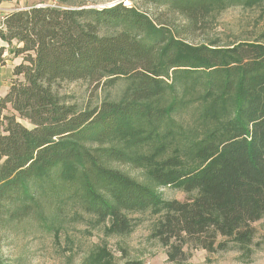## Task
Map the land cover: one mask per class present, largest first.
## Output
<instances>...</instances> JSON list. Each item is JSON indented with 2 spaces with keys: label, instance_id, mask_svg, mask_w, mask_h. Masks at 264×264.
Instances as JSON below:
<instances>
[{
  "label": "trees",
  "instance_id": "trees-1",
  "mask_svg": "<svg viewBox=\"0 0 264 264\" xmlns=\"http://www.w3.org/2000/svg\"><path fill=\"white\" fill-rule=\"evenodd\" d=\"M127 2L3 14L0 40L20 61L0 96V229L26 220L50 229L70 209L126 234L128 213L150 210L169 263L222 250L223 238L247 247L264 218V31L211 27L231 7L262 20L264 0ZM75 81L124 85L86 107L59 93ZM170 185L195 195L163 200L156 187Z\"/></svg>",
  "mask_w": 264,
  "mask_h": 264
},
{
  "label": "rangeland",
  "instance_id": "rangeland-1",
  "mask_svg": "<svg viewBox=\"0 0 264 264\" xmlns=\"http://www.w3.org/2000/svg\"><path fill=\"white\" fill-rule=\"evenodd\" d=\"M55 1L11 0L0 5V16L7 9ZM82 1L91 6L102 7L119 1L125 3L127 0ZM211 28L216 33L236 36L254 33L256 28L255 35H258L264 31V18L259 19L258 9L231 7L216 17ZM8 48L6 46L4 53L6 61L0 66L1 94L8 90L13 79L12 67L20 61L8 52ZM123 85L124 82L121 81L113 87L103 88L85 81L63 82L59 93L66 96L68 102L95 107L103 99H117ZM23 123L29 126L26 122ZM119 168L141 182H148L141 169L126 165ZM156 190L163 200L184 201L195 195V192L186 193L176 185L157 186ZM81 214L74 215L67 209L60 222L50 229L30 220L1 228L0 254L4 264H123L128 260H137L141 264H264V218L253 224L256 232L247 247L230 238H223L227 245L222 250L207 252L204 249H191L186 260L169 263L166 248L152 236L159 213L150 210L128 213L132 228L126 234L109 232L106 223L98 224L91 216Z\"/></svg>",
  "mask_w": 264,
  "mask_h": 264
},
{
  "label": "crops",
  "instance_id": "crops-1",
  "mask_svg": "<svg viewBox=\"0 0 264 264\" xmlns=\"http://www.w3.org/2000/svg\"><path fill=\"white\" fill-rule=\"evenodd\" d=\"M9 2H10V1H9ZM5 3H7V2H1L0 5L5 4ZM13 9H15V8L7 9L6 12H8V11H10V10H13ZM3 14H4V13H3ZM1 18H2V16H0V20H1ZM0 46H7V44H6L5 42H3L2 40H0ZM16 63H18V62H16ZM16 63H15V64H16ZM11 73H12V72H11ZM11 77H12V76H11ZM7 89H8V88H7ZM6 92H7V90L4 91L2 94L0 93V96H3Z\"/></svg>",
  "mask_w": 264,
  "mask_h": 264
},
{
  "label": "water",
  "instance_id": "water-1",
  "mask_svg": "<svg viewBox=\"0 0 264 264\" xmlns=\"http://www.w3.org/2000/svg\"><path fill=\"white\" fill-rule=\"evenodd\" d=\"M115 3H117V2H114V3H112L111 5H113V4H115Z\"/></svg>",
  "mask_w": 264,
  "mask_h": 264
},
{
  "label": "bare ground",
  "instance_id": "bare-ground-1",
  "mask_svg": "<svg viewBox=\"0 0 264 264\" xmlns=\"http://www.w3.org/2000/svg\"><path fill=\"white\" fill-rule=\"evenodd\" d=\"M125 3H127V1H125Z\"/></svg>",
  "mask_w": 264,
  "mask_h": 264
}]
</instances>
